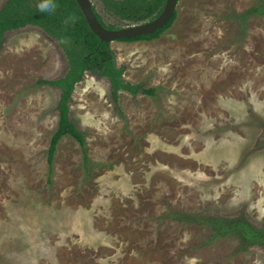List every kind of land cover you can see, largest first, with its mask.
<instances>
[{
    "label": "rangeland",
    "instance_id": "374dc122",
    "mask_svg": "<svg viewBox=\"0 0 264 264\" xmlns=\"http://www.w3.org/2000/svg\"><path fill=\"white\" fill-rule=\"evenodd\" d=\"M8 0H0V10ZM108 26H120L91 0ZM264 0H179L151 41H115L123 92L86 72L70 119L85 133L48 150L67 75L61 44L41 28L0 44V264H264V248L176 214L245 218L264 227Z\"/></svg>",
    "mask_w": 264,
    "mask_h": 264
},
{
    "label": "trees",
    "instance_id": "16d2710c",
    "mask_svg": "<svg viewBox=\"0 0 264 264\" xmlns=\"http://www.w3.org/2000/svg\"><path fill=\"white\" fill-rule=\"evenodd\" d=\"M48 0H8L0 10V44L6 33L17 31L28 26L41 28L46 34L59 41L70 64V69L64 77L56 81H41V84L58 88L61 97L58 105L59 123L52 136L48 150V176L54 175V163L59 143L65 137H71L82 149L84 162L89 165L87 140L84 132L71 121L70 104L72 95L86 72L101 78H106L111 85V94L115 102L119 101L123 92L133 96L139 94L155 95V90H145L140 85H132L124 79V68L118 67L116 54L111 43L102 42L96 36L82 14L76 0H54L56 9L51 16H41L37 8ZM106 11L119 19L122 24L108 26L96 12L101 24L109 30L139 25L154 20L164 9L166 0H102ZM264 16V6L253 8L244 14L237 15L241 24L250 17ZM177 13L169 24L153 35L137 39H123L124 42L151 41L157 39L169 29L176 19ZM179 220L189 223L211 225L214 231L213 240L229 235L237 236L244 247L260 246L264 248V227L257 228L245 218L228 220L225 218H203L200 215L176 214Z\"/></svg>",
    "mask_w": 264,
    "mask_h": 264
},
{
    "label": "water",
    "instance_id": "95a60500",
    "mask_svg": "<svg viewBox=\"0 0 264 264\" xmlns=\"http://www.w3.org/2000/svg\"><path fill=\"white\" fill-rule=\"evenodd\" d=\"M76 2L92 32L98 36L102 42L113 43L123 39L131 40L150 36L164 29L177 12L179 0H166L163 11L152 21L118 30H109L101 24L91 0H76Z\"/></svg>",
    "mask_w": 264,
    "mask_h": 264
},
{
    "label": "clouds",
    "instance_id": "9594fccd",
    "mask_svg": "<svg viewBox=\"0 0 264 264\" xmlns=\"http://www.w3.org/2000/svg\"><path fill=\"white\" fill-rule=\"evenodd\" d=\"M56 9V4L54 0H48L46 3H41L37 8V13L43 16H51Z\"/></svg>",
    "mask_w": 264,
    "mask_h": 264
}]
</instances>
